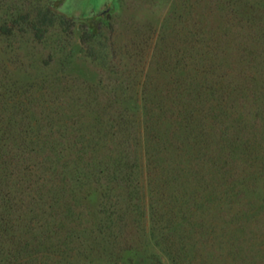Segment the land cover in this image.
Wrapping results in <instances>:
<instances>
[{
  "label": "rangeland",
  "instance_id": "374dc122",
  "mask_svg": "<svg viewBox=\"0 0 264 264\" xmlns=\"http://www.w3.org/2000/svg\"><path fill=\"white\" fill-rule=\"evenodd\" d=\"M0 264H264V0H0Z\"/></svg>",
  "mask_w": 264,
  "mask_h": 264
}]
</instances>
